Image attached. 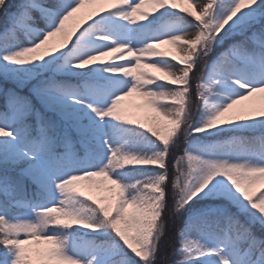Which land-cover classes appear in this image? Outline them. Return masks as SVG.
<instances>
[{
    "label": "snow or ice",
    "instance_id": "1",
    "mask_svg": "<svg viewBox=\"0 0 264 264\" xmlns=\"http://www.w3.org/2000/svg\"><path fill=\"white\" fill-rule=\"evenodd\" d=\"M0 17V264H264V0Z\"/></svg>",
    "mask_w": 264,
    "mask_h": 264
},
{
    "label": "trees",
    "instance_id": "2",
    "mask_svg": "<svg viewBox=\"0 0 264 264\" xmlns=\"http://www.w3.org/2000/svg\"><path fill=\"white\" fill-rule=\"evenodd\" d=\"M10 2H11V3H16L17 0H10ZM0 19H2V17H0ZM0 111H3V99H2V98H0ZM184 146H185V145L182 143V144H181V149H182ZM174 154H175V153H174ZM170 242H171V246H170V247H168V244L165 245V247H163V245H162V248L165 249V250L167 251V253H168V256H169V261H168V262H170V261L174 258V257L171 255V253H172L173 248L176 246L174 240H172V241H170Z\"/></svg>",
    "mask_w": 264,
    "mask_h": 264
},
{
    "label": "rangeland",
    "instance_id": "3",
    "mask_svg": "<svg viewBox=\"0 0 264 264\" xmlns=\"http://www.w3.org/2000/svg\"><path fill=\"white\" fill-rule=\"evenodd\" d=\"M165 47L167 48L168 46H165ZM132 111L133 112H137V113L142 112V110L136 109V108H132ZM170 241H172V240L166 239L164 241V243H163V247H165V245H167V244H168V247H170L171 246V242ZM167 261H169V256H167ZM158 264H160V262H158Z\"/></svg>",
    "mask_w": 264,
    "mask_h": 264
}]
</instances>
